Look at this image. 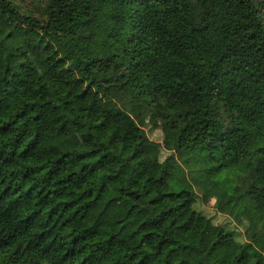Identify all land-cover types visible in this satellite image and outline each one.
<instances>
[{"label":"trees","instance_id":"obj_1","mask_svg":"<svg viewBox=\"0 0 264 264\" xmlns=\"http://www.w3.org/2000/svg\"><path fill=\"white\" fill-rule=\"evenodd\" d=\"M105 1L99 54L68 59L56 40L94 32L78 5L58 17L48 0H0V264H263L264 0ZM122 23L128 45L171 41L161 79L179 95L148 81L139 103ZM198 182L220 187L222 219Z\"/></svg>","mask_w":264,"mask_h":264},{"label":"clouds","instance_id":"obj_2","mask_svg":"<svg viewBox=\"0 0 264 264\" xmlns=\"http://www.w3.org/2000/svg\"><path fill=\"white\" fill-rule=\"evenodd\" d=\"M85 2H87V0H85ZM48 3L51 5V7L48 9V12L51 13H55L58 9V7H62V4H58L56 2V0H48ZM69 4H72V0H68ZM14 5H10V7H13ZM75 6V5H73ZM6 19V17H5ZM53 19H55V16H53ZM91 22V20H90ZM41 23H47L46 20H41ZM121 26H123V35L120 37V44L121 47L117 48L116 50L118 52L121 53L119 59L120 61L123 62V67L124 68H128L129 73H135L136 77L139 79V85L141 87V97H136V99L139 101V103L141 104H147L149 100H151L152 98L149 97L147 95V88H148V81H152V84L155 85H159L161 89L164 90L165 94L167 96H171L173 94V92H177V88L178 86L176 85V81L175 79H168L167 77H164L163 79H161V77L163 76L165 71H169L170 67H171V61L167 58V55H161V50H162V46L164 44H171V41H165V40H161L159 35L157 34H153L154 38L149 41L147 39V37H141V39H144L145 43H144V47L141 48L139 44L135 45V46H131L127 44V36L130 34L129 29H128V25L126 23H122V25H117L118 28H120ZM137 32V29H134ZM140 35V34H138ZM173 39H175V37H173ZM149 44L152 48H154L156 51L155 53H153L151 56H149L147 54L148 52V48H149ZM57 47H61L60 44H57ZM127 48V53L125 54L123 52V49ZM63 49H66L67 52L72 53L76 56L81 55V53H87L89 58L92 55H96L99 54L100 50L96 49V50H92L91 46H87V47H81L79 45H77L75 42H72V46L69 47L68 44H65L63 46ZM139 53V54H138ZM107 54V53H105ZM136 56L137 59H139L141 61V64L143 66V70L141 69H135V68H131L129 67V62H133L132 61V57ZM41 59L43 60L44 57H41ZM155 60V63H152L151 61ZM134 63V62H133ZM45 67V71L49 72V74H51V72H54L55 69L51 68L50 64L45 63L44 65ZM49 69H51L49 71ZM149 73H151L152 75H155V77H157L156 81H154L152 79V75H149ZM158 74V76H157ZM114 76L119 75V72H115L113 73ZM123 83V80L118 81L115 83L114 87H119V84ZM135 87V85H134ZM154 95L158 96V93H154ZM177 95H179V93L177 92ZM132 96L135 97V93H132ZM130 97L125 96L124 99H129ZM101 104H103V101H101ZM156 104H159V100L156 101ZM156 104L152 105L153 110H156ZM143 110V109H141ZM161 112H166V108H161L159 109ZM162 119V117H161ZM175 136V134H174Z\"/></svg>","mask_w":264,"mask_h":264},{"label":"rangeland","instance_id":"obj_3","mask_svg":"<svg viewBox=\"0 0 264 264\" xmlns=\"http://www.w3.org/2000/svg\"><path fill=\"white\" fill-rule=\"evenodd\" d=\"M58 4H62V7H58L57 11L55 12L56 16L61 17L67 14L73 7L78 5L81 10L84 11L86 17H87V23L93 28V37L92 38H85V39H77V38H71L66 42H61L56 40V44H60L61 47H58L61 51V53L66 56L68 59L72 58L74 54L67 52L66 49H63V46L65 44H68L69 47L72 46V42H75L77 45L81 47H87L91 46L92 50L93 47L97 44H100L104 40V31L101 28L98 17L101 14H104L108 12L109 7L105 0H72V4L68 3V0H56ZM75 5V6H73ZM91 20V22H90ZM84 56H88L87 53H81ZM101 141L103 144L106 145L107 150L104 152L105 159L109 164L114 165L116 163V156L120 153L121 147L118 143V128L114 124L110 128L104 130L101 133ZM236 173H243V167L242 166H236L234 170H230L227 175L225 176L228 179V183L232 184L234 183L233 177ZM225 183V182H224ZM195 189L201 195L203 198V204L204 206L211 211V213L216 214V216L220 219H222L224 216H222L224 213H227L228 206L225 203H222L217 205V199L218 195L220 193V187L217 185H213L210 187V189L207 188L206 182H198L195 183ZM237 224V223H236ZM239 228L244 232V228L237 224ZM255 244L258 246V248L261 251V258L262 262L264 264V243L260 244L255 241Z\"/></svg>","mask_w":264,"mask_h":264}]
</instances>
